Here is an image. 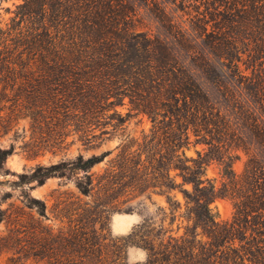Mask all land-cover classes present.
<instances>
[{
	"label": "trees",
	"instance_id": "obj_1",
	"mask_svg": "<svg viewBox=\"0 0 264 264\" xmlns=\"http://www.w3.org/2000/svg\"><path fill=\"white\" fill-rule=\"evenodd\" d=\"M162 1L21 0L16 5L25 28L16 36L29 29L33 51L21 68L8 72L0 93L9 87L18 115L30 118L23 147L30 156L65 154L75 142L98 147L136 115L146 116L151 126L140 140L124 144L102 174L78 181L100 207L88 220L55 205L50 212L62 225L54 232L40 222L48 217L44 200L25 191L23 206L0 210L11 220L0 249L9 263L264 264V160L257 151L264 152V0H178L177 9L190 17L191 33L169 19ZM139 3L174 38L175 48L135 29ZM181 51L216 83L222 103L198 85ZM191 136L205 146L196 157L184 151ZM238 149L248 156L240 175L232 169ZM12 151L0 148V165ZM108 153L38 163L20 174L19 182L41 185L49 177L88 171ZM210 161L220 166L218 189L205 174ZM175 191L182 193L183 205ZM153 195L166 202L157 209L159 222L144 218L122 237L96 227L101 208L125 205L123 211L130 213L128 203ZM219 196L232 202L228 222L219 221L211 206ZM166 219L167 227L177 221L174 230L164 227ZM129 246L145 250V259L130 263Z\"/></svg>",
	"mask_w": 264,
	"mask_h": 264
},
{
	"label": "rangeland",
	"instance_id": "obj_2",
	"mask_svg": "<svg viewBox=\"0 0 264 264\" xmlns=\"http://www.w3.org/2000/svg\"><path fill=\"white\" fill-rule=\"evenodd\" d=\"M130 1L132 2V0ZM172 1L174 0L162 1L166 5L169 19L174 24L188 29V32L191 33L189 15L177 9L176 4H178V0L175 1V4ZM20 2L21 0H0V88L3 86V79L9 77L8 72L12 68L15 71L21 68L23 66L21 62L24 63V59L29 58L33 51L31 50L33 37L30 35L29 29L27 31L25 30L24 36L21 34L20 37L16 36L17 32L24 25L23 23H19L18 17L16 16V5ZM136 7H139V14L136 18L135 29L145 31L152 36H157L175 48L174 38L161 27L160 23L149 14L146 8L140 3ZM17 48L19 51L22 50L25 52V54L23 53L20 57ZM190 56L188 52H180L181 61L190 71L202 90L214 103H222L216 83L192 64ZM6 81L11 83L10 80ZM5 91V95L0 93V148L7 149L13 147V151L0 165V210L6 209L9 205L14 207L23 206V193L25 191L29 196L44 200L47 206L46 211L48 217L47 219H41L40 222L42 225L50 226L54 232L59 225H62V219L55 218L54 211H52L53 213L50 212V209L55 205L59 208L68 207L77 219H82V221L88 220V216L93 212L99 211L100 207L94 206L90 195L82 193L78 187V181L83 180L86 183V174L94 173V176L102 174L108 161L116 156L124 144H128L135 139L140 140L143 133L149 131L151 126L149 119L144 115L131 117L124 123L123 129H119L111 138L98 147L87 149L80 142H75L67 149L65 154L63 152L57 154L44 152L32 157L27 153L26 148H23L24 143L30 137V118L28 116L18 115V109L13 105V91L9 87ZM70 139L71 137H68V140ZM246 141H249L248 137ZM204 148V145L194 143V138L191 136L190 143L184 148V151L187 156L196 157V151H202ZM106 151H109V153L104 156L103 160L93 165L88 171L79 170L69 177H49L41 185H35V181H30L25 184L19 182V175L22 173L29 174L38 163L49 164L60 160L69 161L74 159L78 154H82L86 158L92 154L100 155ZM257 151L258 158L263 161L264 152ZM235 153H237L238 158L234 160L232 169L235 174L240 175L248 156L242 149H238ZM205 174L214 183L216 189L221 186L223 178L221 176L220 166L216 161H210L208 163ZM32 185L35 186L32 187ZM186 187L189 188V186ZM172 195L183 205L184 200L181 192L175 191L172 192ZM127 205L133 207L132 212L125 213L123 211L126 208L125 205L115 207L114 209H111L109 205L101 208V210H104V213L101 215L102 219L99 220L100 222L96 224V227L105 232L108 231L112 236H127L144 218L151 217L159 222L162 214H159L157 209L159 206L165 207L166 202L164 196L153 195L151 200L137 198ZM211 206L216 212L219 221L228 222L231 220L233 206L230 199L222 196L216 197L211 203ZM32 213L34 214V218H36L37 214L35 211H32ZM105 216H107V219L104 218ZM21 220L28 221L26 217H23ZM10 221L5 214H0V249L2 247L1 245H3L1 239L8 235ZM167 222L168 219L164 222V227H167ZM176 223L177 221L167 228L174 230ZM182 225H185V223ZM8 256V254L0 252V264H11L7 261ZM145 257L146 252L142 248L135 246H129L127 248V259L130 263L143 261Z\"/></svg>",
	"mask_w": 264,
	"mask_h": 264
}]
</instances>
